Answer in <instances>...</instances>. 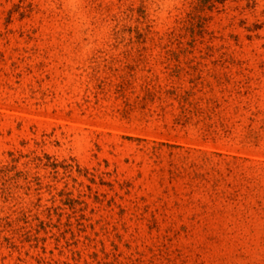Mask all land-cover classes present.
<instances>
[{"label":"rangeland","instance_id":"1","mask_svg":"<svg viewBox=\"0 0 264 264\" xmlns=\"http://www.w3.org/2000/svg\"><path fill=\"white\" fill-rule=\"evenodd\" d=\"M0 264H264V0H0Z\"/></svg>","mask_w":264,"mask_h":264}]
</instances>
